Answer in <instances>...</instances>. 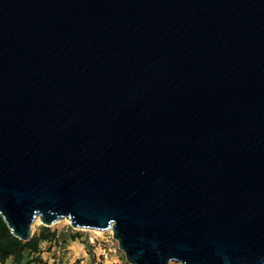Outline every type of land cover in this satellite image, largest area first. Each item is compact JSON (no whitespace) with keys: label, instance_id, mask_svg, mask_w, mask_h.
<instances>
[{"label":"water","instance_id":"obj_1","mask_svg":"<svg viewBox=\"0 0 264 264\" xmlns=\"http://www.w3.org/2000/svg\"><path fill=\"white\" fill-rule=\"evenodd\" d=\"M0 215L264 264V0H0Z\"/></svg>","mask_w":264,"mask_h":264},{"label":"rangeland","instance_id":"obj_2","mask_svg":"<svg viewBox=\"0 0 264 264\" xmlns=\"http://www.w3.org/2000/svg\"><path fill=\"white\" fill-rule=\"evenodd\" d=\"M42 226L40 219H37L32 227L33 234L38 233ZM49 228L59 233L79 232L82 234V238L69 242L65 250L53 247L50 254H44L45 261L48 264H90L92 260L101 264L124 263L123 257L125 258V255L119 249L118 242L114 239L113 232L110 229L99 233V230L73 228L68 219H60L50 225ZM90 237H96L94 243L89 240ZM86 243L91 244L90 250L86 248ZM44 247L45 250H48L47 246ZM171 264L178 263L173 262Z\"/></svg>","mask_w":264,"mask_h":264},{"label":"trees","instance_id":"obj_3","mask_svg":"<svg viewBox=\"0 0 264 264\" xmlns=\"http://www.w3.org/2000/svg\"><path fill=\"white\" fill-rule=\"evenodd\" d=\"M82 238L79 232L59 233L49 227L42 226L40 231L29 240L23 241L14 236L3 217L0 215V264H48L40 255L41 244L49 243V250L57 247L65 250L67 244ZM90 250L91 244L86 243ZM55 256V255H54ZM123 264H129L123 257ZM90 264L95 263L94 260Z\"/></svg>","mask_w":264,"mask_h":264},{"label":"crops","instance_id":"obj_4","mask_svg":"<svg viewBox=\"0 0 264 264\" xmlns=\"http://www.w3.org/2000/svg\"><path fill=\"white\" fill-rule=\"evenodd\" d=\"M44 246H47V248H49V243H42L41 246H40L41 247L40 255L42 256V258L45 261L44 254H46V253H49L50 254V252L53 251V248H52V250H49V249L48 250H45V247Z\"/></svg>","mask_w":264,"mask_h":264},{"label":"built area","instance_id":"obj_5","mask_svg":"<svg viewBox=\"0 0 264 264\" xmlns=\"http://www.w3.org/2000/svg\"><path fill=\"white\" fill-rule=\"evenodd\" d=\"M95 239H96V237H90V241L92 242V243H94L95 242Z\"/></svg>","mask_w":264,"mask_h":264},{"label":"bare ground","instance_id":"obj_6","mask_svg":"<svg viewBox=\"0 0 264 264\" xmlns=\"http://www.w3.org/2000/svg\"><path fill=\"white\" fill-rule=\"evenodd\" d=\"M110 230H111V229H110ZM99 233H101V231H100Z\"/></svg>","mask_w":264,"mask_h":264}]
</instances>
